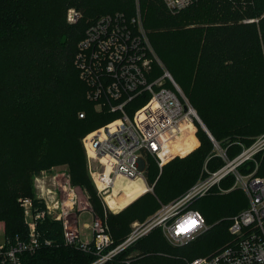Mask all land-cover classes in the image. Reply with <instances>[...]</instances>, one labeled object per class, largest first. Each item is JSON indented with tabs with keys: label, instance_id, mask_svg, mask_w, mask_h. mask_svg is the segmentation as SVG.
I'll return each instance as SVG.
<instances>
[{
	"label": "trees",
	"instance_id": "obj_1",
	"mask_svg": "<svg viewBox=\"0 0 264 264\" xmlns=\"http://www.w3.org/2000/svg\"><path fill=\"white\" fill-rule=\"evenodd\" d=\"M137 2L158 57L173 69L170 73L214 138L264 131V0H194L178 13L162 0H0V181L6 182L0 187V218L5 219L7 236H27L18 196L24 192L35 199V176L57 166H67L72 185L88 192L94 214L106 219L113 247L126 239L134 221L144 222L162 204L180 198L200 176L212 145L199 129L200 147L162 166L161 175L157 161L148 158L145 175L153 193L145 192L118 214L103 210L89 177L83 138L117 115L97 111L87 98V85L75 65L77 46L101 16L134 17ZM71 8L81 14L74 24L67 21ZM185 13L193 19L178 31L168 29ZM148 98L132 106L137 109ZM196 144L193 139L178 151L185 154ZM216 164L213 160L208 166L216 169ZM207 196L196 200L204 204L195 201L192 207L210 224L208 232L174 246L157 228L106 264H184L222 247L230 219L238 212L217 222ZM39 230L57 243L24 255L22 264L95 260L63 243L61 223L46 218Z\"/></svg>",
	"mask_w": 264,
	"mask_h": 264
},
{
	"label": "built area",
	"instance_id": "obj_2",
	"mask_svg": "<svg viewBox=\"0 0 264 264\" xmlns=\"http://www.w3.org/2000/svg\"><path fill=\"white\" fill-rule=\"evenodd\" d=\"M162 1L174 13L194 2ZM80 17L75 9L68 11L70 24ZM159 63L139 14L132 18L122 13L101 16L86 29L77 46L75 65L87 85V98L99 111L117 115L115 120L83 138L90 175L105 201L119 177L145 181L148 158L155 159L159 167L169 162L183 133L182 127H194L195 110L167 70L157 75L155 65ZM146 96L149 98L144 105L137 109L132 106L135 100ZM207 133L214 152L206 161L204 176L180 198L163 205L155 216L134 222L126 239L115 247L106 219L93 212L91 234L81 238L75 213L79 193L67 169L40 172L34 178L35 199L23 197L19 201L27 236L12 238L5 229L0 230V264H22L24 255L55 246L57 241L39 230L46 218L62 224L66 246L95 256L90 264H106L157 228L170 244L182 246L210 229L203 214L192 207L193 203L228 178L245 191L249 206L231 217L230 242L187 264H264V133L249 144L229 140L226 147ZM234 146L240 152L231 157ZM215 158L222 164L210 169L208 163Z\"/></svg>",
	"mask_w": 264,
	"mask_h": 264
},
{
	"label": "rangeland",
	"instance_id": "obj_3",
	"mask_svg": "<svg viewBox=\"0 0 264 264\" xmlns=\"http://www.w3.org/2000/svg\"><path fill=\"white\" fill-rule=\"evenodd\" d=\"M71 9H74V8H71ZM70 10V9H69ZM76 10V9H75ZM77 11V10H76ZM79 12V11H77ZM68 14V13H67ZM139 14L140 18H141V23H142V26H143V29L145 31V34H146V37H147V40L150 44V46L152 47L153 51H154V54L156 56V58L161 62L159 63L158 65H155V71L157 72V75H161L165 70H167L169 73L170 71L172 72V74L174 73L173 72V69H167V67L165 66V64L162 62V60L158 57L149 37H148V34L144 28V25H143V18H142V15H141V9H140V5L139 3L137 2L136 4V12L134 13V16H137ZM81 18V17H80ZM193 19V14H181L179 15V17H175V23H171L173 26H170L168 29H171L173 31H178L180 30L181 26H184V24L186 22H189ZM68 21V20H67ZM78 22V21H77ZM76 22V23H77ZM69 23V22H68ZM196 25V24H194ZM171 74V73H170ZM171 74V76H172ZM173 77V76H172ZM174 79V78H173ZM175 81V79H174ZM176 82V81H175ZM169 85L171 86L172 88V84L171 82L169 81L168 82ZM180 87V86H179ZM181 89V88H180ZM181 94L185 97V99L189 102L190 106L195 110L194 106L192 105L189 97L187 96V94L185 93V91L183 89H181ZM95 109L97 111H99L96 107ZM196 111V110H195ZM197 113V111H196ZM198 114V113H197ZM199 116V115H198ZM200 118V116H199ZM201 119V118H200ZM204 130V132L206 133L207 137L209 138V135L208 133L205 131V129H203V127L200 125L199 121L197 120V118H194V127H193V130H192V133L190 132H186V133H182L180 136H179V142L181 141V143H178V145H180V148L181 149L183 146H190V141L195 139L197 141V144L195 147H193L192 149H190L187 153L185 154H182V152H179V151H176L175 154L173 155L172 159L167 162L166 164L172 162L173 160H176V159H181V158H185L187 157L188 155L192 154L193 152H195L201 145V141H200V138L198 136V130ZM190 133V134H189ZM262 133H264V131L256 134L255 136H250V137H240V136H226L225 138L223 139H219L217 141H219L221 143V145L223 147H226L225 145V142L229 141V140H233V141H238V142H242L244 144H248L250 143L254 138L258 137L259 135H261ZM214 137V136H213ZM216 139V138H215ZM210 140V138H209ZM83 142V141H82ZM211 142V140H210ZM211 145H212V142H211ZM214 152V148H213V145L211 147V151H210V154L208 155V157ZM239 149L237 146H234L231 151H230V156L231 157H234L235 155H237L239 153ZM208 157L206 158L204 164H203V168L201 170V173H200V176L198 177V179L194 182V185L199 182V180L201 179V177L204 176L205 174V171H204V166L206 164V161L208 159ZM214 161L217 162L216 166L219 167L222 162L221 160H219V158H215ZM88 162V160H87ZM165 164V165H166ZM164 165V166H165ZM163 166V167H164ZM67 166H57V167H54L52 168L51 170L53 169H56V170H59V169H66ZM160 168V175L162 174V167H159ZM88 169V174H89V177L95 187V184L93 182V179L90 175V172H89V167H87ZM146 177V175H145ZM146 184L148 185L149 187V192L153 193V186H150V184L148 183L147 181V178L145 180ZM34 184V189H35V196L37 195V189L35 187V182H33ZM129 184V182H128ZM127 184V185H128ZM6 185V182L4 181H0V187H3ZM126 185V186H127ZM125 186V187H126ZM96 189V188H95ZM77 190H78V193H79V203H78V207L77 209H75V213L77 214V226H78V229L80 231V233L83 235L81 238L82 239H85L84 236H87L89 237L90 234H91V229L89 228V226L92 224V221L94 219V215H93V208L89 202V195H88V192H86L85 189H83L82 187H79L77 186ZM228 190V191H227ZM33 191V190H32ZM97 191V190H96ZM32 193V192H31ZM146 194V193H145ZM144 194V195H145ZM25 195H29V194H26L24 192H21L20 195L18 196V199H17V202L19 203L20 199L23 198ZM97 197L99 198V201H100V205L102 206L103 210L109 213H113V214H118L120 213L121 211H123L125 208H127V206L129 205H125V206H121L120 208L121 209H117L115 211L113 210H110L109 207L107 206V203L105 201V196L104 195H100L97 191ZM120 196V195H119ZM143 196V195H142ZM141 196V197H142ZM118 197V196H117ZM140 197V198H141ZM207 200L209 199V202L212 203L214 205V208H215V213L216 215L214 214V217L215 219H217L219 222L220 220L223 219L224 217V214H230V213H236V212H241L243 210H245L248 206H249V199L245 193V191L243 189H241L240 187H236L234 185V181L232 178H228L227 180L223 181L222 184L220 185V187H216L214 188L211 193L206 197ZM139 199V198H138ZM136 201V200H135ZM134 201V202H135ZM174 199L169 203L173 202ZM206 201V200H205ZM197 202V201H196ZM132 204V203H131ZM197 205L199 204H204V201L201 200V201H198L196 203ZM163 205H167V203L165 204H162L160 209L157 210L153 215H151L150 217H148L146 220H148L149 218L155 216L162 208ZM242 206V208L240 207ZM93 212V213H92ZM237 215V214H236ZM235 216V215H234ZM136 222V221H134ZM133 222V223H134ZM139 222V221H138ZM216 222V223H217ZM132 223V224H133ZM132 224H131V227H132ZM210 225V224H209ZM2 229H5L6 230V223H5V219L3 218H0V230ZM210 229H211V226H210ZM209 229V230H210ZM208 230V231H209ZM207 231V232H208ZM227 239L228 242H230L232 239H233V236H231V234L229 232H227ZM225 243V244H226ZM224 244V245H225ZM184 264H187L188 263V260H184L183 261Z\"/></svg>",
	"mask_w": 264,
	"mask_h": 264
},
{
	"label": "bare ground",
	"instance_id": "obj_4",
	"mask_svg": "<svg viewBox=\"0 0 264 264\" xmlns=\"http://www.w3.org/2000/svg\"><path fill=\"white\" fill-rule=\"evenodd\" d=\"M194 115L199 117L196 111H194ZM182 128L183 133L192 132L193 130L192 125H189V127L183 126ZM178 143H181V141L179 142L178 140ZM179 148L180 145H176L175 152L178 151ZM145 192H149V187L145 181L141 179L132 180L125 177H119L114 184L112 194L106 198V203L110 210L115 211L117 209H121V206L129 205Z\"/></svg>",
	"mask_w": 264,
	"mask_h": 264
},
{
	"label": "water",
	"instance_id": "obj_5",
	"mask_svg": "<svg viewBox=\"0 0 264 264\" xmlns=\"http://www.w3.org/2000/svg\"><path fill=\"white\" fill-rule=\"evenodd\" d=\"M185 110H187V106L185 107ZM197 120L199 121V123L203 127V129H205V131L207 132L208 129H207L206 125L203 123V121L199 117H197Z\"/></svg>",
	"mask_w": 264,
	"mask_h": 264
}]
</instances>
